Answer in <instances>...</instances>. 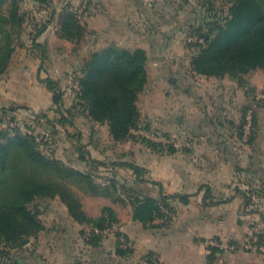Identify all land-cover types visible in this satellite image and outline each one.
<instances>
[{
  "label": "crops",
  "instance_id": "obj_1",
  "mask_svg": "<svg viewBox=\"0 0 264 264\" xmlns=\"http://www.w3.org/2000/svg\"><path fill=\"white\" fill-rule=\"evenodd\" d=\"M22 1L27 4V9H38L28 14V18H37L39 22L49 24L36 41V26H24L11 68L5 74L8 84L0 86L1 104H16L30 118L43 113L53 114L54 95L42 83L48 78L42 66L50 60L34 44L42 45L45 51L54 48L56 58L53 63L68 64V59L74 57L68 55L74 45L58 37L57 23L63 9L71 11L77 8V12L82 10L79 18L93 36V41L90 39L80 54L75 53L79 56L72 63L81 67L93 52L111 45L146 50L149 58L148 82L152 81L149 91L155 90L146 101V110L150 108V113L154 112L155 125L164 126L168 133L191 136L184 144L177 143L173 147L176 152L172 153L169 151L172 148L164 144L165 148L152 150L144 144L131 143L132 140L115 142L107 125L89 121L94 134L103 130L105 139L112 144L111 148L131 143L130 154L124 152L130 160L118 161L117 166L123 168L119 165L122 162L139 165L146 170L147 183L138 182L135 174L125 168L128 170L125 183L129 188L156 199L165 195H188L189 201L183 203L172 199L173 211L164 209L170 215L166 214V218H158L154 225H150L133 219L134 210L128 200L121 208L105 199V205L118 212V230L131 241L134 254L130 258H121L116 254L117 239L113 234H108L106 238L112 240V249H106L105 242L99 248L89 246L82 231H91V228L77 224L69 216L66 206L60 204L61 214L53 218L57 225L46 226L40 234L41 264H109L115 259L122 264H148L145 257L149 253L154 254L155 264H210L208 245L215 238L235 243L237 250L230 254L224 252L214 264H264V249H243L253 232L264 235V116H260L262 108L251 105L252 96L246 89L229 77L218 79L197 75L191 66L195 53L191 45L157 40L155 24L149 23L155 16L146 8L145 0H53L57 12L54 20L50 10H45L34 0ZM27 12L23 10V13ZM115 40H121V43ZM65 50H69L67 55ZM26 65L29 68H23ZM261 71H253L245 77L248 86L252 85L254 90L256 84L252 77L260 76ZM189 77L195 78L190 79L192 82L199 78L209 81L213 87L199 96L198 90L184 88L183 80ZM263 88L264 82L257 89L262 91ZM145 92L139 96L141 114ZM248 107L256 111L258 134L250 144L245 137L240 139L236 136L238 111L242 108L240 112L243 113ZM95 141L90 140L87 145L91 156L97 161L111 160L113 153L104 151L105 148L101 150V146L105 147L104 143L100 145L99 141ZM185 144H190V147H185ZM64 148L67 149V146ZM82 171H87V168ZM207 189L212 194L208 200L205 196ZM244 192L253 195L250 205L245 204V198L240 194ZM229 199L230 202L223 203ZM51 233L56 235L55 245L51 242L52 249H49L48 244L42 242L47 235L52 236ZM32 243L33 240L28 241L29 245ZM25 252H28L26 247Z\"/></svg>",
  "mask_w": 264,
  "mask_h": 264
},
{
  "label": "trees",
  "instance_id": "obj_2",
  "mask_svg": "<svg viewBox=\"0 0 264 264\" xmlns=\"http://www.w3.org/2000/svg\"><path fill=\"white\" fill-rule=\"evenodd\" d=\"M9 1V3H8ZM45 10H50L54 20L56 10L53 0H34ZM230 7L222 10L203 22L192 32L203 42L190 44L195 48L191 59L192 70L201 76L224 79L229 77L236 81L241 88L248 86L246 75L262 70L264 71V0H227ZM8 4V6H7ZM217 13L215 9L206 11ZM27 16L23 13L22 0H0V79L10 66L16 50L15 42L23 32ZM48 22L36 24V39L41 36L48 27ZM88 33L82 24L77 12L63 9L57 23V34L60 39L74 45V52L81 50V44ZM34 47L45 52L42 45L35 42ZM148 53L144 49L130 50L116 45L93 52L79 68L77 78L76 105L68 111L72 115L73 110L78 109L80 115L85 116L90 122L107 125L110 135L115 142H126L135 139V131L140 127L150 130V126L141 122L142 116L138 107L139 95L145 90L148 82ZM49 92L53 93L54 107L52 110L59 115L58 123L61 126L77 127L63 108V92L50 78L42 81ZM254 92V91H253ZM16 111L13 106L0 110V115H6ZM253 108H246L243 112L242 126L239 128V138L245 137V125L248 123L247 115ZM252 113V120L254 114ZM1 117V116H0ZM51 120L47 114L40 115L37 120ZM2 119L0 118V124ZM53 123V122H52ZM57 123L51 126L54 134H59ZM256 119L253 120V130L248 143L254 137ZM143 139L146 145L153 150L165 148L162 143ZM80 140V139H78ZM77 140V147H81ZM43 142L35 135L24 134L18 128L0 130V259L1 264H12L14 251L24 252L25 242L32 239L38 240L46 225L42 220L40 204L46 201L59 199L67 208L69 216L79 225L90 227L91 231H82L85 242L99 248L105 238V234L119 226L120 220L117 210L111 206L102 208L98 216L89 215L82 205L77 194V189L91 195L102 196L113 201L125 204L128 200L133 207L135 221L154 225L156 219L167 217L166 210L173 211L172 199H178L188 203V195L162 196L156 199L145 192L135 191L127 184H119L110 180L107 185H100L95 181L92 171L94 165L110 168L117 163L95 160L86 146L79 148L78 160L85 163L87 171L78 170L54 156L43 153ZM46 145V144H45ZM174 153V145H168ZM88 147V146H87ZM87 149V150H86ZM121 167L131 170L136 180L147 183L146 170L131 162H122ZM85 168V169H86ZM92 168V169H91ZM76 188V189H74ZM124 194L119 196L118 193ZM245 198V204L252 203L253 195L250 192L240 193ZM126 196V198H124ZM206 200L212 194L206 191ZM226 200L223 203H228ZM264 219V214H262ZM116 254L121 258H130L134 254L131 241L122 232L115 233ZM258 244L264 246V235L255 233ZM250 238V237H249ZM243 246L244 250L249 240ZM211 242L224 244L220 239ZM210 242V243H211ZM208 245V261L214 264L218 256L225 250L210 244ZM232 247L235 243L229 242ZM251 251V250H250ZM255 251V250H254ZM148 264H155L154 254L146 257ZM15 264H20L17 261Z\"/></svg>",
  "mask_w": 264,
  "mask_h": 264
},
{
  "label": "rangeland",
  "instance_id": "obj_3",
  "mask_svg": "<svg viewBox=\"0 0 264 264\" xmlns=\"http://www.w3.org/2000/svg\"><path fill=\"white\" fill-rule=\"evenodd\" d=\"M146 1V8L153 12L152 14H154V18L152 21H149L150 24H155V34H156V39L160 40V41H166V42H170V43H179V44H192V43H197L199 42V38L193 34L192 30L194 27L195 29L198 28V26L202 25L203 22L211 20V18L213 16H217V14H220L221 12H223L222 10H227L228 7H230V3L227 0H145ZM24 2V3H23ZM9 3V1H8ZM27 5V4H26ZM25 5V1H22V9L23 10H27L29 12L25 13L27 16V20H26V24L27 27H29L30 25L35 26L36 24H38L37 26L39 27L40 25L44 24L45 21L39 22L37 18H34L33 20L29 17L28 18V14H33L32 12L35 10L37 11L38 9H27L28 7ZM8 6V4H7ZM210 8L215 9L217 11V13L211 12V16L208 15V13L206 12L207 10H210ZM75 10V9H73ZM77 10V8H76ZM26 12V11H25ZM75 12V11H72ZM175 31V33H174ZM173 32V34L171 33ZM23 35V32L21 34V36ZM177 35V36H176ZM179 35V36H178ZM21 36L19 38H17L16 42H15V46H18L20 44L21 41ZM176 36V37H175ZM92 39L91 41H93V36H91V34L88 32L82 42V46L80 47L81 50L78 51V53L80 54V52H82L84 50V47L87 46L88 41ZM115 42L117 43H121V40H115ZM122 48V47H121ZM126 49V48H125ZM16 51V50H15ZM54 48H49L48 50H46L45 52H41L43 56H47V58L50 60V62H47L46 65H43L42 68H44V71L46 72L48 78L52 79L55 83V85H57L61 91L63 92V111L65 112V115L68 116L70 119H72V121L75 123V126L77 127V129L75 130L73 127L70 126H66L63 127L61 126L60 123H58L59 120V115H57L54 111L53 114H49L47 116H49L51 122L47 123L45 119H41V120H37V117L33 116V117H29V115H27L23 110H21V108L16 105L9 102V104H1L0 103V110L4 107H8L10 108L11 106H13V109H16V111H12L11 113H8L6 115H0L1 119H2V123L0 124V130H6L9 128H18L20 129L24 134H32L35 135L38 140L40 142H43V153L47 156H54L56 159L62 161L63 163H66L78 170H85V163L81 162L78 160V152H79V148L82 147V145L84 144L86 146V148L88 149L87 145L88 142L90 140H96L95 142H100L101 146L100 149L103 150L102 148H105L104 151H108L110 154L113 153V157L111 160H106V162L108 164H113L116 163L118 161L121 160H130L129 158V154H130V150L131 143L137 144V145H145L146 147H148L146 145V143L143 141L142 138L135 136V139L132 140V142L130 144H126V145H121V146H116L115 148H111L110 143L107 142V139H105V134L103 132V130H99L98 134H94L95 130L92 128L91 124H89V120L83 116L82 114L80 115V113L78 112V109H74L73 110V114L70 115L68 114V111L73 109V107L76 105V91L78 88V81L77 78L79 76L78 72H79V65H74L72 63V61L74 59H76V56H79V54H75L77 52H74V47L71 50V54L68 53V51L65 50V53L67 55L70 56H74L73 59H68V64L67 62H65L63 65H59L56 64L55 62L53 63V60L56 58V54L54 52ZM192 50H189V52ZM81 56V55H80ZM75 61V60H74ZM79 62V60L77 61ZM14 67V65L12 66ZM9 68H11V63ZM8 68V69H9ZM23 68H29L28 65L23 66ZM187 68V67H186ZM18 69V67H17ZM16 69V70H17ZM30 70V69H28ZM262 73H258L260 76H256L254 75V77H252V79L255 80V90L252 88L253 86H247L245 87L246 92L252 96V103L251 105L255 104L257 106V108H262L260 109L261 112V117L262 115L264 116V88L262 89V91H259L257 88L262 87L263 86V82H264V71H261ZM45 73L43 74V76L46 75ZM47 78V79H48ZM152 78V77H151ZM190 79H195L194 77L192 78H188V79H184L183 83L185 84L184 88H193L198 93L199 96H201V94H205L206 92H208L207 90H209L210 88L213 87V85L209 82V81H205L204 79H196L194 80V82H192ZM152 80H154L152 78ZM195 82L197 84H195ZM8 84V79H7V75L2 76L0 79V86L1 85H6ZM149 84V85H148ZM151 84L152 81L150 79V82H147V92L149 90H151ZM193 84V85H192ZM45 85V84H44ZM146 85V86H147ZM198 85V87H197ZM203 85V86H202ZM195 87V88H194ZM1 88V87H0ZM146 88V87H145ZM197 88V89H196ZM1 90V89H0ZM153 90V89H152ZM254 91V92H253ZM145 92V90L143 91ZM142 92V93H143ZM145 92V94L143 95V99H142V120L141 122L145 125H149L150 126V130H155L157 132H159L161 135L167 137L169 140H172V144L174 145V143H178V144H184L185 142H187L188 140H190L191 136H184V135H179L176 132H170L168 133V130L166 131L165 127L162 125L156 126L155 125V114L150 113L151 111L148 109L146 110V106L147 103L146 101L148 100V98L151 97V94L155 93V90L153 91H149L150 93ZM202 92V93H201ZM141 93V94H142ZM140 94V95H141ZM256 94V95H255ZM139 95V96H140ZM203 98V97H202ZM139 107V106H138ZM242 109V108H241ZM238 111V117H236V115H234V117L237 118V122L238 124V130H236V136L239 137V132H240V127L242 126V121L241 118L243 116V113L240 112V110ZM72 111V110H71ZM231 111V110H230ZM242 111V110H241ZM254 111V109H253ZM255 112L254 111V118H255ZM197 113V112H196ZM41 115H44L41 114ZM40 116V114H39ZM253 118V120H254ZM198 120V119H197ZM236 120V119H235ZM253 120L251 119L250 122H248L245 125V139L246 141H249L251 132L253 130ZM57 123L58 127L57 129L59 130V134H54V132L52 131L51 126L53 125V123ZM62 129L63 132H62ZM255 132H256V137H254V140H256L257 138V126L255 127ZM186 138V139H185ZM80 139V140H78ZM80 141V146L81 147H77L76 144L77 142ZM186 140V141H185ZM185 141V142H184ZM106 142V143H105ZM46 144V145H45ZM109 144V145H108ZM83 145V146H84ZM108 145V147H107ZM135 145V146H137ZM143 145V146H144ZM64 146H67V149L64 148ZM167 147V146H166ZM181 147V146H180ZM179 147V148H180ZM64 148V149H62ZM183 148V147H182ZM86 149V150H87ZM99 150V151H101ZM153 150V149H152ZM124 152L128 155H125ZM124 154V156L122 155ZM121 155L123 157H121ZM93 168V169H92ZM92 171L95 175V181L104 186L107 185L109 183L110 180H115L117 182H119V184H123L126 181L127 178V174H128V170H125V168H119L117 167H113L111 166L110 168H104V167H100V166H96L94 165L92 167ZM108 170V171H107ZM126 184V183H125ZM76 189V188H74ZM121 193L118 195L119 196H124V194L122 193V191H120ZM77 194L82 202V205L84 207V210H86V212L89 215L92 216H98L102 210L103 207H105L106 203H105V199L102 196H93L87 192L82 191L81 189L78 190L77 189ZM126 198V196L124 197ZM111 200V199H108ZM113 203H115L114 205L117 206H125V204H120V201H113L111 200ZM60 204H63L59 199L56 200H52V201H46V202H42L40 204V209L42 211V220L44 222V224L51 228L52 225L56 222L53 218L56 217L58 214L60 213ZM123 208V207H121ZM166 212V211H165ZM167 215H170L169 212H166ZM55 225H57L55 223ZM118 226L114 228V230L107 232L105 234V238L103 240V242H105L106 245V249H112L113 246L111 244V239L107 240V236L108 234L111 235H115L116 232H119L118 230ZM86 233H89L90 230L86 231ZM254 234V232H253ZM52 236H46L45 239L43 240L42 244L45 242L46 244H48V248L52 249L50 247V243L52 242L53 245H55V236L54 234H50ZM40 239V236H39ZM38 240H33V243L31 245L28 244V241L25 242L26 244V249L28 250V252H18L14 251L12 259L13 261L12 264H15L17 261L19 262H23V264H41V262L43 260H41V244ZM31 240V241H32ZM102 242V243H103ZM30 243V242H29ZM224 246H225V254H230L233 253L234 250H237V247L234 246V248H232L231 245H229L228 242H223ZM246 243V242H245ZM245 245V244H244ZM236 247V248H235ZM246 251V250H245ZM79 253V250H78ZM225 260V259H224ZM227 260V259H226ZM109 264H122L119 263L120 261H118V259L116 260H110ZM2 263V260L0 259V264Z\"/></svg>",
  "mask_w": 264,
  "mask_h": 264
},
{
  "label": "built area",
  "instance_id": "obj_4",
  "mask_svg": "<svg viewBox=\"0 0 264 264\" xmlns=\"http://www.w3.org/2000/svg\"><path fill=\"white\" fill-rule=\"evenodd\" d=\"M152 1V0H151ZM71 11H75L77 12V10H71ZM78 15H80L82 13V10H79L78 12ZM199 42H203V40H200L199 39ZM252 119V111H250L247 115V120L248 122H250ZM59 129V128H58ZM64 129H62V132H63ZM135 135L137 136H141L143 138H146L148 140H151V141H154V142H158V143H162L164 145H170L172 144V140H169L167 137L161 135L159 132L155 131V130H147L145 129L144 127H140L137 131L134 132ZM175 145H177V143H174ZM185 147L189 148L190 147V144H185ZM210 244L212 245H215V246H218L220 247V249H225V246L224 245H220V244H217L216 242H211ZM234 248V247H232ZM246 248L249 249V250H263L264 249V246H261L258 244V238L254 236V234H252L246 244Z\"/></svg>",
  "mask_w": 264,
  "mask_h": 264
}]
</instances>
